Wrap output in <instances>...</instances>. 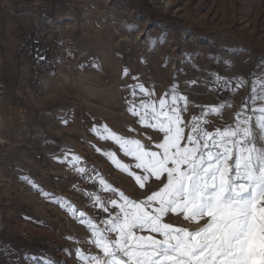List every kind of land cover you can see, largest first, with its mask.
<instances>
[{
	"label": "rangeland",
	"instance_id": "rangeland-1",
	"mask_svg": "<svg viewBox=\"0 0 264 264\" xmlns=\"http://www.w3.org/2000/svg\"><path fill=\"white\" fill-rule=\"evenodd\" d=\"M7 11L32 19L30 35L46 39L54 55L41 86L30 66L25 87L14 88L9 65H0V264H45L49 258L79 264L76 249L87 246L75 241L84 240L87 229L45 193L96 220L104 214L83 192L95 190L103 198L111 193L92 189L61 162L65 153L80 156L89 172L95 169L129 197L147 194L96 151H117L97 136L105 125L147 142L146 134L130 131L142 132L127 110L130 85L143 83L159 97L178 83L191 116L201 105L223 103L221 92L209 90L215 74L244 77L257 87L264 76V0H0V20ZM27 82L39 87L36 93ZM233 96L216 126L233 122L251 84Z\"/></svg>",
	"mask_w": 264,
	"mask_h": 264
},
{
	"label": "snow or ice",
	"instance_id": "snow-or-ice-1",
	"mask_svg": "<svg viewBox=\"0 0 264 264\" xmlns=\"http://www.w3.org/2000/svg\"><path fill=\"white\" fill-rule=\"evenodd\" d=\"M258 80L259 87L244 77H212L209 90L229 95L251 84V96L233 122L219 126L214 119L232 105H201L198 115L189 116L190 101L178 83L159 97L143 83L129 86L127 110L142 132L130 131L146 134L147 142L105 125L97 136L117 151H96L147 194L129 197L95 169L89 172L80 156L67 153L61 162L70 163L92 189L98 185L111 193L103 198L95 190L83 192L104 218L45 193L87 229V237L75 241L87 246L76 249L79 264H264V76ZM45 264L56 262L49 258Z\"/></svg>",
	"mask_w": 264,
	"mask_h": 264
},
{
	"label": "crops",
	"instance_id": "crops-1",
	"mask_svg": "<svg viewBox=\"0 0 264 264\" xmlns=\"http://www.w3.org/2000/svg\"><path fill=\"white\" fill-rule=\"evenodd\" d=\"M7 1L15 4L19 2V0ZM24 3L28 2L22 1L20 5H24ZM40 12L43 14L44 11ZM37 17L39 16L37 15ZM32 22V19L26 16H18L8 11L2 15L0 20V65H9L11 72L6 73L7 78L10 79L9 83L11 82L14 88L18 89H23L26 81H29L27 73L30 71L31 61L28 59L25 44L32 32ZM9 83H6L7 87H9ZM0 84L1 86L4 85L2 82ZM27 84H29L32 92L36 93L39 87L30 85L28 82ZM18 97L20 98V96Z\"/></svg>",
	"mask_w": 264,
	"mask_h": 264
},
{
	"label": "trees",
	"instance_id": "trees-1",
	"mask_svg": "<svg viewBox=\"0 0 264 264\" xmlns=\"http://www.w3.org/2000/svg\"><path fill=\"white\" fill-rule=\"evenodd\" d=\"M137 9L139 10L138 6ZM25 46L28 59L32 62L47 63L54 55V47L47 44L46 39L36 37L34 33L30 35Z\"/></svg>",
	"mask_w": 264,
	"mask_h": 264
},
{
	"label": "built area",
	"instance_id": "built-area-1",
	"mask_svg": "<svg viewBox=\"0 0 264 264\" xmlns=\"http://www.w3.org/2000/svg\"><path fill=\"white\" fill-rule=\"evenodd\" d=\"M32 71H33V76L36 78L37 83L41 86V76L43 75L44 72H48L50 68H52L51 63H40V62H33L31 65ZM220 99L223 103L227 104H232L234 100L233 95H229L227 92H222L220 93Z\"/></svg>",
	"mask_w": 264,
	"mask_h": 264
}]
</instances>
